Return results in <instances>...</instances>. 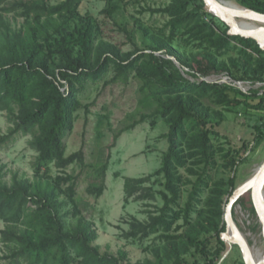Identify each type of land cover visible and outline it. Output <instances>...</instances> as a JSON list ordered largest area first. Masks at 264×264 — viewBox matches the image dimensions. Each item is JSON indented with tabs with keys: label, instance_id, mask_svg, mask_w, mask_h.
<instances>
[{
	"label": "trees",
	"instance_id": "trees-1",
	"mask_svg": "<svg viewBox=\"0 0 264 264\" xmlns=\"http://www.w3.org/2000/svg\"><path fill=\"white\" fill-rule=\"evenodd\" d=\"M50 2L0 0L5 12H20L26 21L22 30L13 32L0 14V24L5 26L0 30V111H6L13 124L5 139L18 134L32 136L30 145L38 152L35 164L38 175L51 165L65 168L74 162L83 163L82 150L65 155V137L74 127V111L83 83L102 81L111 70L122 81L135 74L143 82V93L156 104L154 114L170 128L161 167L151 175L126 177L124 185L126 202L157 201L161 195L163 206L148 212L147 221L131 217L130 229L124 235L142 240L159 233L167 242L157 252L156 261L126 264H191L184 255L198 243L206 249L209 241L201 236L211 231L217 235L220 255L225 246L221 237L226 229L225 198H230L237 187V168L246 159L237 160L232 152H227L224 159L228 163L224 167L230 166L232 174L229 179L216 178L214 170L219 161L213 121L221 119L222 114L206 103L233 106L241 100L231 97L227 93L229 89L219 83L196 82L172 72L169 65L173 61L157 53L165 51L175 57L195 79L243 69L246 74L242 78L263 80L264 50L254 39L230 35L229 29L220 31L216 26L219 18L205 10L203 0H171L162 9L169 18L164 29L169 35L167 39L158 38L151 51L138 50L131 55L104 42L96 47V34L87 24L80 34L82 51L75 54L74 48L67 46L62 30L75 20L83 0ZM239 2L264 13V0ZM183 37L186 43L193 40L196 47H206L190 57L184 56L175 48V43ZM226 56L229 58L225 59ZM256 129L259 146L264 142V125ZM106 171L107 164L100 168L102 184L96 186L99 195L105 188ZM185 172L195 176V180H190ZM160 175L164 180L163 190L147 185ZM72 179V176H58L44 183L15 178L7 183L0 176V219L10 225L0 230V235L11 245L10 258L14 264H123L119 257L101 253L93 244L96 234L90 223L80 220L74 230H66L59 189L62 182ZM189 183L192 188L183 206L182 198ZM68 190L73 197V187ZM197 212L198 217L194 218ZM181 217L185 231L172 234Z\"/></svg>",
	"mask_w": 264,
	"mask_h": 264
},
{
	"label": "rangeland",
	"instance_id": "rangeland-1",
	"mask_svg": "<svg viewBox=\"0 0 264 264\" xmlns=\"http://www.w3.org/2000/svg\"><path fill=\"white\" fill-rule=\"evenodd\" d=\"M62 1L51 0L50 3L58 4ZM234 1L248 7L239 0ZM170 3L171 0H83L78 15L63 28L62 35L67 39V46L74 48L75 54L82 51L80 34L87 24L93 27L96 34V47L104 42L115 46L121 53L131 55L138 50L151 51L158 38L167 39L169 35V31L164 30L169 18L165 17L162 9ZM0 14H3V22L13 32L23 29L26 21L20 12L8 13L0 7ZM216 26L220 31L229 29L219 19ZM3 27L5 26L0 24V30ZM184 37L189 38L188 35ZM184 37L175 43V48L184 56L190 57L206 47H196L193 40L186 43ZM157 55L173 61L169 65L172 72H178L196 82L219 83L229 89L227 93L231 97L241 100L233 106L217 105L214 101L206 104L213 111L222 114L221 119L215 118L213 121L216 132L213 138L219 161L214 174L217 179H229L233 169L230 166L224 167L228 163L224 154L230 151L233 158L246 159L236 172L237 186L245 182L264 161V142L256 145V127L264 125V79L242 78L246 74L243 69L233 70L232 74L224 72L195 79L175 57L168 56L165 51L158 52ZM233 55L239 56L238 53ZM116 76V71L111 70L104 80L96 83L86 81L81 88L79 104L74 111V127L65 137V155L82 150L83 163L74 162L65 168L51 165L38 175L35 169L38 152L30 145L32 136L18 134L13 139H5L13 124L9 121L7 112L0 111V176L7 183H12L15 178L46 183L58 176H72L73 179L67 183L62 182L61 190L59 189L66 230H74L79 221L83 220L90 223L94 230L96 239L93 244L99 247L101 253L113 254L123 264L128 261H156L157 252L167 242L161 234H153L140 240L126 238L124 233L130 229L131 217L147 221L148 212H155L163 206L161 195L157 196V201L131 199L126 202L124 185L126 177H144L154 174L161 167L163 155L168 148L166 134L170 126L159 115L154 114L156 104L151 96L143 93V82L135 74H131L126 81ZM237 150H241L240 154H237ZM105 164V188L99 195L96 186L98 188L102 184L100 168ZM185 175L192 181L196 178L189 176L187 172ZM151 182L147 185L155 190L164 189L161 175L154 176ZM70 186L74 190L73 197L68 190ZM191 188L190 183L185 187L183 206ZM225 200L227 204L229 198L226 197ZM232 216L250 246L264 248L263 226L251 191L236 202ZM195 217H198V212L194 214ZM183 223L181 217L171 233H183L186 229ZM8 226L7 222L0 219V230ZM201 239L209 241L206 249L203 244L198 243L184 255L191 264L245 263L239 245L225 242L223 251L218 255L221 246L215 232L204 234ZM10 256L11 245L4 242L0 235V264H14Z\"/></svg>",
	"mask_w": 264,
	"mask_h": 264
},
{
	"label": "water",
	"instance_id": "water-1",
	"mask_svg": "<svg viewBox=\"0 0 264 264\" xmlns=\"http://www.w3.org/2000/svg\"><path fill=\"white\" fill-rule=\"evenodd\" d=\"M205 10L214 16L218 17L229 27L228 34L238 35L244 38L254 39L264 50V13L248 8L237 3V7L230 4L227 0H203ZM264 182V161L255 171L253 176L247 179L242 184L238 185L229 198L225 207V222L226 230L222 232V239L229 244H237L240 246L245 264H264L254 258L251 252V247L248 241L241 235L238 226L236 225L232 213L233 206L246 192L251 191L253 202L257 213L260 217L263 226L264 235V215L260 211V195L256 186ZM230 230L237 233V237H230ZM241 235V236H240Z\"/></svg>",
	"mask_w": 264,
	"mask_h": 264
},
{
	"label": "bare ground",
	"instance_id": "bare-ground-1",
	"mask_svg": "<svg viewBox=\"0 0 264 264\" xmlns=\"http://www.w3.org/2000/svg\"><path fill=\"white\" fill-rule=\"evenodd\" d=\"M230 2L231 5L233 6H236L237 7V3L234 1V0H227ZM259 167V166H258ZM258 167H256L255 171L258 169ZM254 171V172H255ZM258 189V194L260 195V203H259V206H260V211L261 213L264 215V182L261 184L260 183V186L257 185L256 186ZM241 235L245 238V236L242 234V232L240 231ZM230 234V237L232 238H235L237 237V233L234 231V230H230L229 232ZM240 235V236H241ZM246 239V238H245ZM247 240V239H246ZM249 240V239H248ZM252 244V243H251ZM254 244V243H253ZM251 247V252H252V255L254 256V258L256 260H260L262 261L263 258H264V248H258V247H255V246H250Z\"/></svg>",
	"mask_w": 264,
	"mask_h": 264
}]
</instances>
